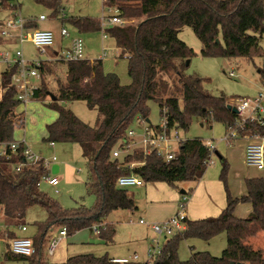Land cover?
<instances>
[{
  "label": "trees",
  "instance_id": "1",
  "mask_svg": "<svg viewBox=\"0 0 264 264\" xmlns=\"http://www.w3.org/2000/svg\"><path fill=\"white\" fill-rule=\"evenodd\" d=\"M1 6L8 1L1 0ZM48 6L54 16L62 11L59 0H36ZM106 6L117 7L122 18L136 22L125 27L114 26L108 32L117 48L120 58L128 60V75L131 84L124 86L114 73H107L101 59L68 62L64 81H58V94L53 106L58 113L57 120L47 126L49 143H72L81 147L83 156L88 159L90 178L87 187L97 198L92 209L81 207L73 211L63 209L57 202L41 192L37 184L49 173L41 165L26 168L15 173L14 166L23 161V156L12 160L0 157V211L8 228L10 238H16L9 228L24 224L30 208H43L48 219L37 224L39 236L33 239L36 252L31 257L16 256L6 252L8 260L28 261L30 264H113L108 256L93 254L77 255L64 263L44 261L43 249L47 236L55 226L66 227L68 236L92 229L101 228L100 237L112 243L115 226L103 221L116 210H135L137 204L133 195L126 189L116 186L120 176L130 174L125 167L134 161L145 162L134 169L145 183L199 182L210 158L207 143L196 138L183 143L176 157L165 162L156 154L145 156L137 151L124 160L112 158V151L134 121L140 117L148 120L149 102L157 103L168 111L169 124L188 131L193 120H212L223 123L226 129L239 119L228 106L225 97H214L204 88L203 80L196 76H185L182 72L186 61L195 55L179 38L183 28H191L202 44L203 57H224L228 59L251 57L260 51V40L264 37V0H106ZM19 5L14 7L18 9ZM64 18L62 19V21ZM74 25L80 30H101L100 22L92 19H77ZM35 21L27 27L35 28ZM48 64L42 68L47 72ZM262 74L264 84V69ZM14 70L3 71L0 84L8 88L0 100V142H12L15 131L17 91L12 86ZM46 89L40 88L35 98L50 97ZM86 102L95 109L100 119L90 126L72 111L58 105V102ZM245 130L264 136V125L252 123ZM45 140V141H46ZM24 147L21 146L20 150ZM224 167L221 181L225 185L227 205L217 218L187 220L186 229L171 239H166L162 252L153 261L144 264H264L261 251L246 246L245 238L256 235V227L264 231V175L246 179V194L234 198L227 186L228 163ZM239 204H251L252 211L246 219H239L235 212ZM23 226V225H22ZM25 226V225H24ZM226 233L227 247L220 258L209 252H194L188 261L179 258V245L182 239L199 238L210 241ZM133 264V263H132Z\"/></svg>",
  "mask_w": 264,
  "mask_h": 264
},
{
  "label": "rangeland",
  "instance_id": "2",
  "mask_svg": "<svg viewBox=\"0 0 264 264\" xmlns=\"http://www.w3.org/2000/svg\"><path fill=\"white\" fill-rule=\"evenodd\" d=\"M11 2L14 1H8L9 4ZM0 3H2L1 0ZM15 4L20 6L18 12L26 20L38 22V29L51 30L56 35L65 27L71 35L63 42L65 48L72 44L74 38H82L85 45V59H99L105 48L107 57L103 60L104 71L116 74L124 86L131 84L132 81L128 75V60L127 58H120L121 52L108 32L107 39L103 40L101 30H80L73 23L77 19H92L97 22H101L103 18L107 19L110 13L104 0H59L62 11L57 16H54L53 10L48 6L36 0H15ZM14 12L17 11L5 5L0 6V51L22 49L28 60L49 61V56L40 54L31 43H25L21 48L18 40L6 39L1 35L2 29L6 22L13 17ZM41 15H45L47 20L39 22L38 19ZM136 23L137 21H129L128 25ZM112 28L107 24V31ZM179 38L195 52V55L186 61V66L182 70L183 74L201 78L205 90L210 95L225 97L232 105L237 98H254L260 91H264L262 74L259 72L264 69V37L260 40L259 49L261 52L258 51L251 57L233 59L203 57L201 55L202 44L191 28H183ZM188 61L189 64H187ZM231 72H234V77L229 75ZM39 74V79L34 80V83L39 88L46 89L47 93L57 95L58 81L66 79L67 63L48 62L47 72L39 70ZM53 101L51 96H45L40 99L35 98L27 105L19 103L16 108L17 114L23 116L24 122L22 126L15 128L13 140L16 142L25 141L32 152L45 159H51L53 156L57 157L56 166L59 167L60 171L56 176L60 181L59 186L54 188L43 183L40 188L41 192L65 210L73 211L81 207L92 209L96 206L97 198L90 193L87 187L91 175L90 167L88 159L83 156L81 147L77 144L56 142L55 148L52 149L49 146V141L46 140L48 137L47 126L54 123L58 118V113L52 104ZM58 105L72 111L90 126H95L100 119L98 111L90 109L86 102H58ZM148 106L150 114L147 122L154 126L160 125L163 121L160 106L155 102H149ZM139 119L142 118L138 117L130 126L137 132H139L138 126L142 125L139 123ZM227 133L228 131L223 123L195 118L188 131L182 130L184 138L188 140L199 138L206 143H212L213 147L216 148V151L212 153L215 164L208 166L199 183L189 181L173 185L163 182L146 183L143 188L126 189L129 194L134 196L139 211L131 213L127 210H116L103 219V221H108V223H111L110 225L115 226L114 242L108 243L100 236H96L94 227L85 229L80 233L78 232V235L80 234L79 238H77L76 233L60 242L52 257H47V246L45 245L43 249L44 261L64 263L69 258L77 255L93 254L110 258L112 256L129 257L137 253L140 256L138 263L148 262L150 261L148 259L149 251L162 250L166 238L171 239L173 236H163L159 239L152 229L145 224H141L140 221L163 223L165 219L175 217L180 212V202L184 201V197L187 198L186 208L189 220L196 221L219 217L226 207L227 198L225 185L221 181L224 167L223 160H226L229 166L227 186L234 198L246 194L245 180L247 178L263 175V172L255 168H249L244 163V149L247 141L237 139L228 143L225 140ZM182 191L186 193L181 195ZM176 195L180 198L179 202L175 200ZM150 201L153 202L154 211L148 214L147 202L150 203ZM251 211V204H239L235 215L238 218L246 219ZM47 219V212L39 206H34L28 211L24 224L11 227V232L18 237L37 238L39 236L37 224H43ZM22 225L27 227V232H21ZM61 228L60 226L51 228L47 236V244L49 237L52 235L57 236ZM7 231L8 228L0 211V264H30L28 261L5 258L9 241L12 239ZM255 231L257 232L256 236L245 238L243 243H250L253 238H256V243L261 244L264 249V234L261 233L263 231L259 228H256ZM177 234L175 233L174 237ZM227 241L226 233H222L210 241L199 238L182 239L178 251L179 258L181 261H188L192 256V251L209 252L214 257L220 258L227 247Z\"/></svg>",
  "mask_w": 264,
  "mask_h": 264
},
{
  "label": "built area",
  "instance_id": "3",
  "mask_svg": "<svg viewBox=\"0 0 264 264\" xmlns=\"http://www.w3.org/2000/svg\"><path fill=\"white\" fill-rule=\"evenodd\" d=\"M9 4V8L17 11L14 7L16 6L15 0ZM106 0H104L105 2ZM212 1H226V0H212ZM108 11L110 15L107 19L103 18L100 22L101 31L103 38L107 39L106 26H121L125 27L129 24V20L120 16V11L117 7H109ZM113 12V13H112ZM47 17L41 15L38 19L39 22L46 21ZM30 20H26L21 16L18 11L14 12V15L9 19L4 28L2 29L1 35L10 40H18L21 48L25 43H31L40 54L52 55L51 50L55 46L56 37L55 33L51 30H41L38 28L27 27ZM61 35L63 37H70V33L67 29H62ZM105 56V54H104ZM104 58V57H102ZM85 59V45L82 38H74L69 49L53 54L49 56V61H43L40 59L28 60L22 49L15 51H0V75L3 71L14 70L12 76V86L17 91L16 100L21 104H28L30 101L35 99V93L40 89L34 80L39 79V70L48 64V62H80ZM231 77H234V72L229 73ZM8 88H4L0 84V100L3 95L7 92ZM238 111L239 119L237 122L227 129L228 133L225 136V140L228 143L237 139H243L247 141L245 147V164L249 168H255L260 172H264V136L255 135L250 130H245V126L252 123H259L264 125V91H260L254 98H237L232 104ZM19 117L15 120L14 126L23 125V116H19L17 111L15 112ZM163 121L160 125L154 126L148 123L145 119H139V123L142 125L138 126L139 132L135 129H128L124 139L120 140L117 146L112 151V158L114 160L122 159L133 155L135 152H143L145 156L156 154L157 157L165 162L172 161L179 151L180 146L187 141L182 134V130L176 126H171L168 119V111L163 110ZM21 146L24 148L20 150ZM49 146L54 149L55 143H49ZM210 151V158L206 161V166L215 164L212 159V153L216 151L212 143H207ZM17 156H23V161L18 162L14 166L15 173H20L26 168H36L38 166L44 167L49 173L41 178L38 182V188H41L43 183L48 184L51 187L59 186V178L56 174L52 173V166L56 165L58 159L53 156L51 159H45L40 155L32 152L27 146L25 141H12V142H0V157L6 160H12ZM145 162H132L126 164L131 173L120 176L116 181V186L120 189H129L133 187H142L145 182L143 179L134 173V169L141 167ZM58 192V191H57ZM183 202H180V212L173 218L163 223H146L143 220L141 224H145L148 228H151L157 237L160 239L164 237L174 236L175 233H180L186 228V221L188 219L186 202L187 198L184 197ZM21 232H27L26 226H21ZM101 228L99 225L94 226V232L97 236L101 234ZM68 237V231L66 227H62L57 236L52 237L48 244H46V255L52 257L55 251L63 239ZM167 239V238H166ZM159 243V241H158ZM8 250L11 254L16 256L31 257L35 254L36 249L34 246L33 239L29 237H16L9 241ZM161 249H155L154 252L149 251L148 259L151 262L156 256L160 255ZM138 255H134L130 258L123 259H111L113 264H132L139 260ZM147 262V263H148Z\"/></svg>",
  "mask_w": 264,
  "mask_h": 264
},
{
  "label": "crops",
  "instance_id": "4",
  "mask_svg": "<svg viewBox=\"0 0 264 264\" xmlns=\"http://www.w3.org/2000/svg\"><path fill=\"white\" fill-rule=\"evenodd\" d=\"M19 8H20V6L18 7V9H17V11H19ZM19 13V12H18ZM20 14V13H19ZM21 15V14H20ZM36 22V24H35V28H38V26H39V24H38V22L37 21H35ZM62 29H66L65 27H63ZM62 29L60 30V32L58 33V34H56L55 35V37H56V42H55V46H54V48L51 50V52H52V55H49L50 57H52L53 56V54L55 53V54H57V53H60V52H63V51H65V50H67V49H69V47L71 46V45H68L67 47L68 48H65L64 46H63V42H64V40L66 39V38H69V37H63L62 35H61V31H62ZM69 32V31H68ZM70 33V32H69ZM71 36V35H70ZM102 37H103V34H102ZM103 40H106V39H104L103 38ZM104 48V47H103ZM106 49L104 48L103 49V55H101L100 57H99V59H101L102 61L107 57V55H106V51H105ZM118 50L121 52V50L118 48ZM104 54H105V56H104ZM102 57H104V58H102ZM87 60H89V61H91V62H93L94 60H97V59H88L87 58ZM244 163H245V149H244ZM54 166H56V165H54ZM208 168V167H207ZM53 169V168H52ZM60 171V170H59ZM52 173H53V171H52ZM263 175H264V172H263ZM262 175V176H263ZM262 176H256V177H253V178H247V179H255V178H259V177H262ZM202 180V179H201ZM200 180V181H201ZM199 181V182H200ZM198 182V183H199ZM144 186H146V183L141 187V188H143ZM245 189H246V185H245ZM246 192H247V190H246ZM186 192H184V191H182L181 192V195L182 194H185ZM147 195L149 196V193H148V191H147ZM227 196V195H226ZM175 200H177V202H179V200H180V198L178 197V195H176V198H175ZM153 201V200H152ZM152 201H150V203L149 202H147V206L149 207V211H148V214L150 213H153V211H154V209H153V207H154V205L152 204L153 202ZM156 205V204H155ZM226 205H227V198H226ZM226 208V207H225ZM127 211H129V212H131V213H134V212H136V211H139V207L137 206V209H135V210H127ZM237 217V216H236ZM238 218V217H237ZM239 219H241V218H239ZM166 220H169V218L168 219H165V221ZM105 223H107V224H111L110 222L108 223V221H104ZM113 225V224H112ZM257 224L256 225H253V227H256L257 228ZM10 229V231H11V229L12 228H9ZM151 229V228H150ZM186 229V228H185ZM60 231V230H59ZM80 233V232H79ZM262 234H264V231L263 232H261ZM115 234H116V229H115ZM58 235V234H57ZM77 235V238H79L78 236L80 235H78V233L76 234ZM56 235H52V236H50L49 237V240L52 238V237H55ZM97 236V235H96ZM227 236V235H226ZM256 236V235H255ZM254 237V236H253ZM246 239H248V238H246ZM252 239V238H251ZM65 239H63L62 241H64ZM61 241V242H62ZM114 242V241H113ZM246 246H248V247H250V248H252L253 250H255V251H261L262 252V254H263V256H264V249L262 248V246H261V244H258V243H256V238H253L251 241H250V243H247V244H245ZM134 255H138L137 253H135V254H133V255H131V256H129V257H115V256H112V257H110V259H123V258H130V257H132V256H134ZM139 256V255H138ZM100 257V256H99ZM140 257V256H139ZM139 260H140V258H139ZM138 260V261H139ZM138 261L137 262H134L133 264H144V263H147V262H144V263H138Z\"/></svg>",
  "mask_w": 264,
  "mask_h": 264
},
{
  "label": "water",
  "instance_id": "5",
  "mask_svg": "<svg viewBox=\"0 0 264 264\" xmlns=\"http://www.w3.org/2000/svg\"><path fill=\"white\" fill-rule=\"evenodd\" d=\"M0 6H1V3H0ZM187 64H189V61L187 62ZM49 95L55 101L56 98L53 96V94H49ZM228 109H230L235 114L238 113L237 109L235 107H233L232 105H229ZM148 121H149V119H148ZM52 171H53V174H58L59 173V167L58 166H54ZM231 264H242V263H234V262H232Z\"/></svg>",
  "mask_w": 264,
  "mask_h": 264
}]
</instances>
